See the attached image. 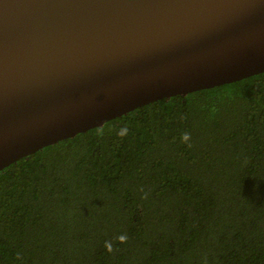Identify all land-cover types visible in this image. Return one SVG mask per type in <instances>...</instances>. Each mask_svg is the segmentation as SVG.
<instances>
[{"label":"trees","instance_id":"16d2710c","mask_svg":"<svg viewBox=\"0 0 264 264\" xmlns=\"http://www.w3.org/2000/svg\"><path fill=\"white\" fill-rule=\"evenodd\" d=\"M204 257L264 264V72L148 103L0 171V264Z\"/></svg>","mask_w":264,"mask_h":264},{"label":"water","instance_id":"95a60500","mask_svg":"<svg viewBox=\"0 0 264 264\" xmlns=\"http://www.w3.org/2000/svg\"><path fill=\"white\" fill-rule=\"evenodd\" d=\"M264 72V0H0V171L148 103Z\"/></svg>","mask_w":264,"mask_h":264},{"label":"clouds","instance_id":"9594fccd","mask_svg":"<svg viewBox=\"0 0 264 264\" xmlns=\"http://www.w3.org/2000/svg\"><path fill=\"white\" fill-rule=\"evenodd\" d=\"M128 128L127 126L123 127L120 129V131L118 132V135L121 137H124L128 134ZM190 140V133H183L181 136V141L184 143H187ZM188 147H192V145L190 143H188ZM141 191H143V189H141ZM148 194L144 193V196L142 197L143 199H147ZM119 240L120 243H126L127 242V236L126 235H121L117 238ZM105 248L107 249L108 252H112L113 248H112V244L111 242H105ZM204 261L205 264H207V257H204Z\"/></svg>","mask_w":264,"mask_h":264}]
</instances>
